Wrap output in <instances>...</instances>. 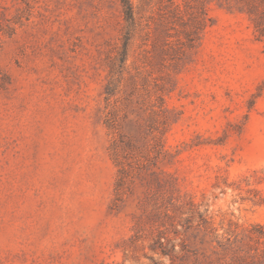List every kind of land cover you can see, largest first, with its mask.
I'll return each instance as SVG.
<instances>
[{"label":"rangeland","instance_id":"374dc122","mask_svg":"<svg viewBox=\"0 0 264 264\" xmlns=\"http://www.w3.org/2000/svg\"><path fill=\"white\" fill-rule=\"evenodd\" d=\"M243 1L132 0L125 57L119 0H0V264H208L226 239L255 254L264 37ZM165 175L217 234L187 231L195 256L173 263L131 239Z\"/></svg>","mask_w":264,"mask_h":264},{"label":"trees","instance_id":"16d2710c","mask_svg":"<svg viewBox=\"0 0 264 264\" xmlns=\"http://www.w3.org/2000/svg\"><path fill=\"white\" fill-rule=\"evenodd\" d=\"M119 2L124 21L127 24L122 36L124 39L122 52L127 57L130 39L133 38V31L136 27L134 6L132 0H119ZM243 2L255 32L259 34V37H264V0H244ZM198 24H203V19H200ZM194 34L195 31L193 30L187 34L189 47H192L191 39H194L192 37ZM107 127L114 130V121L110 120ZM119 150H122L121 146H117V143L113 142L110 155L116 165L120 167L116 182L117 199L122 197L123 190L129 188L133 182V177L129 171L130 165L119 160ZM156 180L158 179L156 178ZM139 209L146 215V221L153 229L146 235L144 229L137 224L131 238L132 243L148 240L151 252L157 255L159 259H169L173 263L176 260L195 256V253L191 254L188 244L183 239L187 231L200 230L205 236L217 237L216 231L211 227L208 210L201 209V205L195 204L190 196L182 194L175 184V178L171 175H165L162 182L155 181L149 185L147 193L140 201ZM249 238L251 241H256L257 244L254 255H250L249 251L242 250L235 242L226 239L225 242L217 241L222 256L217 258L216 262L213 263L212 261L208 264H264V243L261 247L259 243L260 239L264 240V234H251ZM152 262L153 264H163L155 260Z\"/></svg>","mask_w":264,"mask_h":264}]
</instances>
